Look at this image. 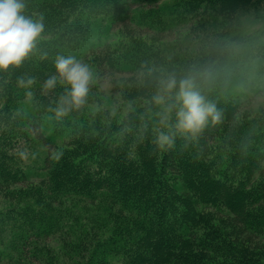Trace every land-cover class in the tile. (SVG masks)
Wrapping results in <instances>:
<instances>
[{
    "label": "trees",
    "instance_id": "trees-1",
    "mask_svg": "<svg viewBox=\"0 0 264 264\" xmlns=\"http://www.w3.org/2000/svg\"><path fill=\"white\" fill-rule=\"evenodd\" d=\"M22 3L44 30L0 69V264H264V111L235 115L244 88L264 91V25L240 26L264 0ZM185 26L194 44L163 42ZM60 55L130 75L121 103L90 84L57 118L70 85L42 86ZM169 75L191 77L219 122L178 129V87L153 100Z\"/></svg>",
    "mask_w": 264,
    "mask_h": 264
},
{
    "label": "clouds",
    "instance_id": "clouds-1",
    "mask_svg": "<svg viewBox=\"0 0 264 264\" xmlns=\"http://www.w3.org/2000/svg\"><path fill=\"white\" fill-rule=\"evenodd\" d=\"M24 4L22 0H0V69H8L10 65L19 66L33 51L37 38L44 30L39 21L23 15ZM55 70L58 75H52L43 83V89L48 91L55 88L58 80L70 85L66 89V95L60 97L57 107L54 109L57 118L66 115L72 108H80L89 94V85L92 73L88 65L77 61L72 56H57ZM18 86L30 89L34 84L33 78H19ZM177 100L180 108L177 112V128L190 133L199 132L208 122H219L220 112L214 103L209 102L196 89L191 77L177 79L175 75H169L161 80L160 87L153 100L157 104L163 103L165 96L177 89ZM32 96L31 91L26 93ZM160 148L171 146L172 139L169 135L160 133L157 137ZM21 158L26 159L27 153L21 152ZM59 159V156H57Z\"/></svg>",
    "mask_w": 264,
    "mask_h": 264
},
{
    "label": "rangeland",
    "instance_id": "rangeland-1",
    "mask_svg": "<svg viewBox=\"0 0 264 264\" xmlns=\"http://www.w3.org/2000/svg\"><path fill=\"white\" fill-rule=\"evenodd\" d=\"M253 11L246 12L241 16L240 26L243 27L246 32L255 29L261 28L264 25V16L263 18L253 17ZM254 25L253 27H250ZM189 27L185 26L174 33L166 35L163 39L165 43H176L182 42L184 44H194L196 41H191L192 37L189 34ZM83 64L88 65L92 78L90 84L93 85V92L96 94L97 98L102 100L104 104L110 106H118L121 103L122 91L128 86V83L131 81L130 75H122L117 73H112L109 75H99L96 70V63L91 61L90 59H85L84 61H80ZM260 87V84L257 85ZM256 86V87H257ZM255 88V87H254ZM244 93L241 95L240 105L237 113V117L240 116H254L258 114L260 111H264V91L263 89H258V91L252 90L247 86L244 88ZM37 150H40L44 153V150L41 147H37ZM28 161V160H27ZM0 202L3 200L0 198Z\"/></svg>",
    "mask_w": 264,
    "mask_h": 264
}]
</instances>
